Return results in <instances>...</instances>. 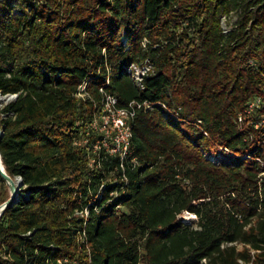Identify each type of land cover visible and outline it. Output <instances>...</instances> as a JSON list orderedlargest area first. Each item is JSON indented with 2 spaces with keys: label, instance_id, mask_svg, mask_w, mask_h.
<instances>
[{
  "label": "trees",
  "instance_id": "obj_1",
  "mask_svg": "<svg viewBox=\"0 0 264 264\" xmlns=\"http://www.w3.org/2000/svg\"><path fill=\"white\" fill-rule=\"evenodd\" d=\"M263 70L264 0H2L0 264H264ZM104 93L150 104L124 156Z\"/></svg>",
  "mask_w": 264,
  "mask_h": 264
},
{
  "label": "built area",
  "instance_id": "obj_2",
  "mask_svg": "<svg viewBox=\"0 0 264 264\" xmlns=\"http://www.w3.org/2000/svg\"><path fill=\"white\" fill-rule=\"evenodd\" d=\"M136 68L135 65H130L127 68V72L130 74L132 73V69ZM142 73H144L142 71ZM134 75V74H133ZM264 77V70L262 73ZM134 79L136 83L139 85L141 81L140 74L134 75ZM108 82V80H107ZM86 82H83L79 85V91L76 93L79 97H84L87 95L86 93ZM103 91L102 89H100ZM16 94H11L10 99H14ZM144 107H150V104H147L146 102L140 103L138 101H130L126 106H118L117 105V99L114 95L104 93V99H103V108L102 112L99 116V121L94 120L93 126L99 127L101 130L105 129L106 127V133L107 135L113 133L112 136H110L111 144L108 145V141H103V145L106 147H110L111 152H121L122 156L127 154L128 151V143L132 136V130H131V120L136 115L137 109ZM256 109H260V121L253 122L250 121V123H253L255 127H257L259 124L264 123V100L258 96L254 100H252L248 106L244 109L243 112L239 113L238 115V122L240 124L243 123L245 117L252 115L253 112H255ZM101 122V123H99ZM264 164V162H263ZM264 174V172H262ZM237 246L238 249H241L243 245L238 242H233ZM254 253V250H251V254ZM241 264H246L239 260ZM205 264V261L204 263ZM250 264V263H248Z\"/></svg>",
  "mask_w": 264,
  "mask_h": 264
},
{
  "label": "water",
  "instance_id": "obj_3",
  "mask_svg": "<svg viewBox=\"0 0 264 264\" xmlns=\"http://www.w3.org/2000/svg\"><path fill=\"white\" fill-rule=\"evenodd\" d=\"M2 0H0L1 2ZM10 95H1L0 94V100H9ZM16 96V95H15ZM2 137V129L0 127V139ZM0 175L5 180L8 190H9V197L0 204V216L2 213L10 206H12L15 202V199L19 193L20 185H21V179L19 176H16L15 178H12L4 168V165L2 163L1 154H0Z\"/></svg>",
  "mask_w": 264,
  "mask_h": 264
},
{
  "label": "rangeland",
  "instance_id": "obj_4",
  "mask_svg": "<svg viewBox=\"0 0 264 264\" xmlns=\"http://www.w3.org/2000/svg\"><path fill=\"white\" fill-rule=\"evenodd\" d=\"M235 20H236V15L235 14H232L229 18L228 17L222 18L221 24H222V26L224 28V31H227L229 29V27H230V24L233 23ZM132 73L134 75L140 74V73H142V69H139L138 67L133 68L132 69ZM10 100L11 99H9V100H0V110ZM221 156H222L221 154L220 155H215V156H212V158H213L214 161H218V159L221 158ZM7 189H8V187H7ZM179 218L181 220H183L184 222H186V223H192V222H194L196 220V217L193 214H191V213H189L187 211L182 212L179 215Z\"/></svg>",
  "mask_w": 264,
  "mask_h": 264
}]
</instances>
